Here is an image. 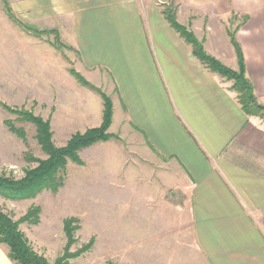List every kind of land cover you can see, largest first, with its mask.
Here are the masks:
<instances>
[{"label": "crops", "instance_id": "0c3cea01", "mask_svg": "<svg viewBox=\"0 0 264 264\" xmlns=\"http://www.w3.org/2000/svg\"><path fill=\"white\" fill-rule=\"evenodd\" d=\"M176 2L181 23L193 28L210 55L233 69L239 65L228 30H236L246 75L264 103V0ZM161 4L47 0L58 15L68 17L83 71H98L105 88L116 90L110 131L126 136L128 152L142 157V176L157 180V175L186 195L177 219L188 215L186 228L205 263L264 264V118L242 110L228 82L171 27ZM232 13L248 19L232 24ZM194 15L207 21L189 20ZM30 40L1 37L0 50L18 55L42 49ZM48 61L54 74L57 67ZM16 66H24L22 59ZM102 120L103 109L98 125ZM152 164L161 166L159 174ZM128 165L137 168L134 162ZM0 264H13L4 244Z\"/></svg>", "mask_w": 264, "mask_h": 264}, {"label": "rangeland", "instance_id": "374dc122", "mask_svg": "<svg viewBox=\"0 0 264 264\" xmlns=\"http://www.w3.org/2000/svg\"><path fill=\"white\" fill-rule=\"evenodd\" d=\"M154 1L164 2L162 12L175 16L204 47L193 28L179 20L176 0ZM34 2L39 4L31 6ZM53 7L47 0H0V38L20 35L42 48L18 55L0 50V174L15 179L48 157L36 138V124L20 116L22 111L47 121L53 145L63 148L75 134L102 124L98 125V113L104 110V101L98 88L111 100L116 92L105 88L98 71H83L70 21ZM246 16L232 13L229 20L236 24ZM198 18L207 21L195 15L188 19ZM231 30L228 33L236 31ZM21 59L24 66L19 68ZM48 59L58 68L54 74L48 70ZM8 62L11 67L5 68ZM223 78L232 87L234 81ZM100 81L103 85H98ZM258 116L264 118V112ZM8 122L25 136L12 131ZM107 132L109 140L78 151L80 162L68 160L57 190L43 189L22 199L0 195V208L17 221L30 213L19 228L50 263L67 254L64 264H206L186 228L188 215L177 219L186 195L157 175V180L146 178L143 159L128 152L132 148L126 136L112 133L110 127ZM152 165L159 174L161 166ZM35 217L38 222H31ZM66 226L72 227L70 238Z\"/></svg>", "mask_w": 264, "mask_h": 264}, {"label": "trees", "instance_id": "16d2710c", "mask_svg": "<svg viewBox=\"0 0 264 264\" xmlns=\"http://www.w3.org/2000/svg\"><path fill=\"white\" fill-rule=\"evenodd\" d=\"M165 18L171 27L180 34L184 40L192 46L194 55L212 72H216L223 77L234 81L231 89L237 94V99L242 110L248 115L258 116L264 112V105L258 101L254 85L246 75L245 60L241 47L236 39V32H230L231 42L234 45L238 58V70L231 69L220 60L208 54L202 43L196 38L194 33L188 31L166 10L163 11ZM248 16H246V19ZM79 80L88 84L78 73ZM98 93L104 101L103 121L98 127L87 129L83 133L75 134L68 144L63 148L55 147L51 141L50 124L40 116H35L31 112H18L24 119L31 121L37 126L39 143L44 152L48 155L46 159L38 160V165L25 171V175L20 179L0 174V195L7 199H22L34 196L43 189L57 190L64 181L63 172L68 160L80 162L77 153L82 148L91 146L98 141H107L111 135L107 132L112 124L113 103L102 90L98 88ZM12 131L24 137L22 130L15 128L8 122ZM30 213L22 220H14L9 214L0 208V244L8 248V257L13 264H64L67 254L58 258L54 263H50L47 258L33 249L28 238L20 230V222L29 220ZM31 222L37 223L35 217ZM66 233L72 236V227L66 226Z\"/></svg>", "mask_w": 264, "mask_h": 264}]
</instances>
